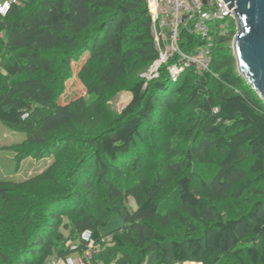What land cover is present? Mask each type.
Segmentation results:
<instances>
[{"label": "trees", "instance_id": "obj_1", "mask_svg": "<svg viewBox=\"0 0 264 264\" xmlns=\"http://www.w3.org/2000/svg\"><path fill=\"white\" fill-rule=\"evenodd\" d=\"M227 22L207 73L174 83L162 73L145 87L140 75L157 58L145 0H17L0 15V123L25 136L18 160L54 157L25 182H0V264L64 259L85 230L103 264H147L149 254V264H264V102L238 74ZM83 57L76 77L94 100L61 103ZM125 77L130 101L101 130L97 101ZM169 111L188 145L167 142L151 169L138 150L148 133L162 146ZM212 154L207 181L194 168ZM43 184L54 189L41 200L23 197ZM226 200L247 201L245 211L223 214ZM116 215L122 226L102 235Z\"/></svg>", "mask_w": 264, "mask_h": 264}, {"label": "built area", "instance_id": "obj_2", "mask_svg": "<svg viewBox=\"0 0 264 264\" xmlns=\"http://www.w3.org/2000/svg\"><path fill=\"white\" fill-rule=\"evenodd\" d=\"M145 1L151 18V32L157 49V58L140 75L144 86L159 80L162 73H165L173 83L189 69L198 75L207 73L212 60L215 37L219 36L218 33L213 36L209 24L224 23L228 20L235 23L234 14L227 4L223 0ZM14 3H17V0L0 1V15H5ZM223 28L224 24L220 26V29ZM186 38H190L193 43ZM106 239V237L101 239V242ZM69 249L73 254L60 259L62 264H103L98 258L102 249L90 230L83 231L77 243L70 244ZM47 264H56V261Z\"/></svg>", "mask_w": 264, "mask_h": 264}, {"label": "rangeland", "instance_id": "obj_3", "mask_svg": "<svg viewBox=\"0 0 264 264\" xmlns=\"http://www.w3.org/2000/svg\"><path fill=\"white\" fill-rule=\"evenodd\" d=\"M228 22H217L209 24L211 32L213 36L217 33L222 35L227 31ZM224 24L225 28L220 29V26ZM216 31V32H215ZM232 47V44H231ZM85 61L83 57L79 62L72 63V76L65 83V90L63 94L60 96L59 100L61 103L70 102L76 98L84 97L87 103H91L94 99L85 94V89L76 77V72L80 68L81 64ZM132 82L129 77H125L122 81H120L112 90L104 92L102 94V98L97 101L98 105V114H99V125L100 129L107 128L110 126L123 111L126 105L129 103L131 94L128 91V88L131 86ZM171 112L169 111L168 116L166 118L167 130L166 134L163 137L162 146L156 145V139L153 136H150L151 133H148L147 139V148L143 149L142 147L138 150L139 153L146 152V156L148 160H146L147 164L151 166V169H154L161 159H165L162 157V150H164V145L169 142L173 145H179V147H183V139L180 135L181 132L179 130L173 135L174 127L171 120ZM170 122V125H169ZM150 136V137H149ZM25 136L21 133L14 132L10 129H7L0 123V182H14L21 183L25 182L39 174H41L48 166H50L54 157L43 158V159H34L32 157L21 158L18 160V153L16 148L20 145ZM183 144V145H182ZM188 145V142L184 145V148ZM160 147V148H159ZM218 162V157L215 154H212L210 158L202 165L195 166L194 170L198 173L203 179L209 180L212 178L214 172L216 171V166ZM67 171V170H66ZM53 184H43L41 186L36 187V189L32 192L26 191L25 199L33 198L34 201H39L43 196L49 194L52 191ZM54 189V188H53ZM172 191L168 189V192L162 196L160 199V204L168 203L171 199ZM220 204V208L223 211L222 213L227 216H236L243 213L246 209L247 201H243L242 205H235L233 203H229L228 200L218 203ZM17 207L26 206L28 204L24 202H19L16 204ZM128 207L131 210L135 209V203L132 198L128 199ZM18 209H14V212L11 213L10 216L16 215ZM122 226V222L120 218L116 215L113 216L108 224L100 229L102 235L109 233L112 230H115ZM6 226L5 228L0 229V240H3V235L5 234V230L9 229ZM64 235L67 237L69 231L63 230ZM105 242H109V237ZM56 264H62L60 259L55 257L48 260L47 263L55 262ZM154 261L153 254H149L145 260L147 264ZM46 263V264H47ZM192 263V262H191ZM223 263V260L221 261ZM193 264V263H192ZM196 264V263H194Z\"/></svg>", "mask_w": 264, "mask_h": 264}, {"label": "water", "instance_id": "obj_4", "mask_svg": "<svg viewBox=\"0 0 264 264\" xmlns=\"http://www.w3.org/2000/svg\"><path fill=\"white\" fill-rule=\"evenodd\" d=\"M234 14L238 74L264 102V0H223Z\"/></svg>", "mask_w": 264, "mask_h": 264}]
</instances>
